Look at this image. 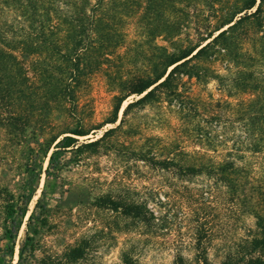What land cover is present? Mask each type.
Returning a JSON list of instances; mask_svg holds the SVG:
<instances>
[{
  "label": "trees",
  "instance_id": "1",
  "mask_svg": "<svg viewBox=\"0 0 264 264\" xmlns=\"http://www.w3.org/2000/svg\"><path fill=\"white\" fill-rule=\"evenodd\" d=\"M258 1L0 0V134L24 138L28 133L34 145L27 146V153L48 157L43 173L49 180L61 168L62 153L73 149L79 137L106 124L115 125L83 144L97 150L122 129L129 113L159 102L186 117L191 98L185 94V84L193 79L199 84L215 81L226 98L236 99L233 107L241 108L243 129L239 141L232 142L222 157L207 154L208 150L214 152V144H228L225 131L213 130L220 121L217 112L211 114L216 121L213 126L195 130L194 143L202 140L209 147L206 152L188 151L187 145L180 146L178 141L174 148L164 145L156 149L146 142L152 137L146 138L145 148L132 149L131 155L151 170L169 173L179 181L203 175L225 188L227 203L242 201L245 213L254 219L255 233L246 239L237 262L264 264V186H258L254 195V178L244 172L255 166L263 169V162L254 159L264 148V73L260 72L264 66V0ZM176 4L183 9H176ZM165 5L171 11L168 15ZM204 10L210 14L197 19ZM128 25L135 33L130 49L125 48ZM187 29L194 37L182 40ZM159 38L169 46L157 44ZM123 48L133 49L135 57L127 51L120 53ZM138 60L139 73L130 76L125 70ZM220 69L226 74H220ZM99 72L114 95L108 118L95 126L79 113L90 79ZM130 95L142 96L128 101L118 119L121 104ZM223 102L231 106V102ZM241 150L252 158L246 160ZM204 194L199 195L200 200ZM157 201L161 207L162 202ZM110 202L114 212L120 211L147 228L164 219L149 207L148 200L123 206L115 199ZM5 208L11 225L18 226L14 214L20 208L13 203ZM23 216L20 214L21 220ZM34 216L28 217V226L39 218L44 221ZM206 228V223H201L193 234L203 251V240L210 234ZM10 234L14 239L16 233ZM34 251L33 239L25 232L15 264H30ZM72 252L74 258L83 254L78 247ZM183 260L177 254L173 264H186ZM199 261L207 264L205 256ZM121 264H130L129 258L123 257Z\"/></svg>",
  "mask_w": 264,
  "mask_h": 264
},
{
  "label": "rangeland",
  "instance_id": "2",
  "mask_svg": "<svg viewBox=\"0 0 264 264\" xmlns=\"http://www.w3.org/2000/svg\"><path fill=\"white\" fill-rule=\"evenodd\" d=\"M232 1L223 0V4ZM179 7L183 9V5L176 4V9ZM164 9L165 14L171 13L167 5ZM207 14L210 13L204 10L197 19ZM262 15L264 18V4ZM126 31L125 48L130 49L134 27L128 25ZM192 37L191 29L181 36L182 40ZM156 42L169 46L161 38ZM125 48L119 52L127 51L128 56L135 57L133 49ZM140 63L138 60L135 65H128L125 72L130 76L138 74L136 68L141 67ZM260 72L264 73V66L260 67ZM219 73L226 74L221 69ZM184 88L191 98L187 103L191 110L188 116H180L165 102L135 110L129 113L122 129L105 139L97 150L83 144L101 137L106 129L115 125L106 124L79 137L73 149L62 153L61 168L53 179L46 180L43 173L48 157L28 155L27 146L34 145L28 133L24 138L0 134V264H15L25 232L32 237L35 246L30 264H121L125 256L130 264H173L177 254L186 264H200L199 260L204 256L207 264H240L238 254L245 247L246 239L255 233L254 219L245 213L243 202L227 203L225 188L203 175L179 181L169 173L161 175L151 170L131 155L132 149L144 147L146 142L157 149L164 145L174 148L178 141L180 146L187 145L188 151L206 152L209 147L204 146L202 140L194 143L195 130L204 131L213 126L216 121L211 114L214 112L219 114L217 124L220 126L216 125L213 130L225 131L228 144H214L211 147L214 152L208 150L207 154L220 158L232 142L239 141L243 129L239 119L241 108L233 107L236 99L226 98L215 81L199 84L193 79ZM85 94L79 115L98 126L113 108L114 93L99 72L90 79ZM138 97L130 95L122 102L118 119L127 102ZM223 101L231 102V106L222 104ZM152 137L145 142L146 138ZM241 154L246 160L252 158L248 151L243 153L241 150ZM256 158L263 162V169L255 166L254 170H244L254 178V195L258 186H264V148L254 154ZM203 192L204 199L200 200L199 195ZM112 199L119 201L121 206L148 200L149 207L153 206L164 219L147 228L120 211L114 212ZM157 200L162 202L161 207ZM10 203L20 208V212L14 214L18 226L11 225L6 213L5 206ZM20 214L24 215L22 220ZM31 214L44 221H38L39 218L28 226L27 219ZM201 223H206L210 230L202 245L206 251L193 239ZM11 231L16 233L14 239L9 237ZM76 247L83 250L79 258L72 257Z\"/></svg>",
  "mask_w": 264,
  "mask_h": 264
},
{
  "label": "water",
  "instance_id": "3",
  "mask_svg": "<svg viewBox=\"0 0 264 264\" xmlns=\"http://www.w3.org/2000/svg\"><path fill=\"white\" fill-rule=\"evenodd\" d=\"M142 95H143V94H142ZM142 95H141V96H142ZM141 96H139V97H141Z\"/></svg>",
  "mask_w": 264,
  "mask_h": 264
}]
</instances>
